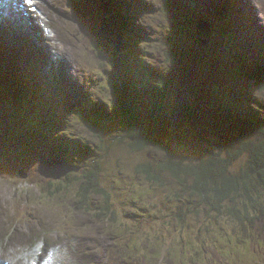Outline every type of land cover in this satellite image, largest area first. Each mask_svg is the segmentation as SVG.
Here are the masks:
<instances>
[{
    "label": "rangeland",
    "instance_id": "obj_1",
    "mask_svg": "<svg viewBox=\"0 0 264 264\" xmlns=\"http://www.w3.org/2000/svg\"><path fill=\"white\" fill-rule=\"evenodd\" d=\"M132 1L135 5L133 14L136 15L137 12L142 10L144 13L136 20L133 17L135 20L132 24L134 33L130 32L127 35L128 40L130 38H134L135 40L150 47L152 50L140 46L139 49L147 53V62L151 68L157 73V75L160 73L163 74L164 71L166 74L170 75L174 72L175 68L177 70L178 65L182 64L176 62L172 64V66H174L172 68L170 64H167V62L163 61L162 53L165 49L162 48V51L160 50L161 43L171 42L173 43L174 47H177V45H180L181 47L186 46H184V43H182L181 36L178 37L175 34V30L178 28V25L175 26L176 24H174L173 19L175 17L172 16L170 8H174V2L176 1L158 0V2L161 1V4H156L154 9H150V6L144 4L141 0ZM229 1L231 0H181L179 2L181 4H189L191 11L196 12L200 17L199 20L202 19L200 22H202L204 20L202 17L209 16L210 11L215 8V6H225L224 4H229ZM250 1H252L254 5V11L257 17L262 18V20H258L259 24L250 23L243 14H240L239 18L234 13L233 17L230 15L227 17V21L232 26H234L232 27L234 36L236 34L238 39H240L242 42H246L243 40L244 37H254L253 32L245 25V23L248 24L251 29L256 30L258 34L264 36V0ZM49 2L52 4L51 8L47 6L45 8L46 10H44L48 15V19L54 25V28L57 31L56 35L62 46L61 49L57 50L56 55H48V57L52 58L53 62L55 63L54 80L58 81L63 87L61 93L63 97L60 99L63 101V104L66 102L70 103L82 100L89 103L90 105H98V101L100 99V89L102 87L107 89L108 91L106 90L104 98L109 101L110 105L116 108V111L114 109L112 110L111 107L107 111L108 117L102 118H100L102 113H97L98 116L96 119L105 120V122L102 123V125L98 128V132L105 134L108 138L116 136L120 130L118 127L119 123H122L125 126L124 122L122 121L124 120L123 116H117V112L120 110L119 104L128 105L129 103L126 101V104L125 101L122 100V88L116 80L117 69L113 68V66H110L109 68L105 64L108 63L106 61L110 62V60L114 62V57H111L107 53L101 51L104 47L101 38H99L97 35L96 37L93 36L96 39V42L94 43L91 40L89 41L86 39L85 34L83 33L85 28L89 36L95 34L92 29H94L95 26L99 24V21L98 19L87 18L86 14H82L80 12V7H84L86 5L83 0H49ZM168 2L169 6H166ZM234 2H237L238 6L242 8H248L251 10V7H248L245 4V7H243L241 4V2L244 3L243 0H235ZM163 7H167L168 11H163ZM180 11H183L181 7ZM71 12H74L73 18ZM189 14L191 15V12ZM205 24L209 28L208 32L204 34L206 31L200 30L199 33H195L194 41H190V45L196 48H209L210 57H203L202 55L197 58H192L190 54L189 56L185 57L188 62L196 59L202 64L204 62L203 65L206 66V70L209 71V73H207L205 70H203L202 73L199 72V77H193V82L195 85L194 87L191 86L192 81L189 79V73L186 75L187 79L185 80L188 81L190 87H192V89L198 90L199 92L194 90V93L190 94L188 98L186 97L188 96V91L185 89V84L187 83L184 82L183 79L180 80L179 78H176L169 81H173V84L170 87V91L174 94L173 96L178 97L180 100H183V98L186 97L187 101L191 102V109H193V111L196 109L197 112V114L191 118L192 122H188L189 127L185 128L181 133V135L184 134L189 138L185 140L179 138V142L177 141L178 143L173 150V154L176 158L181 157L184 160L189 161L202 160L208 156L213 149H229L232 147L231 143L219 138L216 132L213 117L206 116L202 111V107L213 109L219 102L222 103L224 107V105H227L225 103L227 101L229 102V107H231V104H238L239 101L237 98L239 99L240 95H242L244 99V95L247 90L249 91V95H255V97L259 96V101L264 105V93L254 88L252 85L247 86V84L243 82L244 77H237V74L242 70L248 73H254L258 76L261 74V70H263L264 67L260 64L252 65L251 63H248L250 66L247 68H236L235 70H230V64L227 65V61H229L231 57L228 56L229 50L225 47L229 44L233 45L234 41H231L232 36H230L228 26L224 25L225 29L227 30V35L222 41L213 34L214 30L217 29L215 24H207L203 21V27ZM110 27L111 26L108 25V34ZM188 27L189 29L194 28L193 25ZM211 27L212 31H210ZM129 28L130 26L127 27V29ZM216 34L219 35V32ZM100 40L101 44L98 43ZM182 40H184V38H182ZM42 45V50L49 52L47 49V44H44L43 42ZM252 45L254 47V51L252 47H249L243 50L242 54L243 56H246L247 59H253L255 57L254 52L259 53L260 56L255 60L253 59V62L256 63V60H260L263 57L261 53L263 51V47L257 45L256 43H253ZM229 47L231 50V46ZM8 48L15 54L13 60L17 71L15 74L17 76H15L13 79L16 81L17 85L15 88L19 94H22L27 98L29 104L30 102L35 103L33 100H31L36 98L35 94H27V91H24L20 85V81L24 76H26H21L20 74L26 71L31 72L33 70V67L29 66L30 62L28 61V56L24 54V51H22L18 45L8 46ZM154 50H156L160 55ZM169 51L175 54L178 53L176 50H174V48L173 50L169 49ZM234 53L242 57L240 55L241 51ZM128 54L132 58H136L138 61L137 55L131 48L129 49ZM102 55L104 60H101ZM160 56L162 59H160ZM179 57L182 56L179 54ZM99 63L102 66L101 68L103 71L105 69V72L108 71L107 75L104 74L105 77L103 76L101 69L98 67ZM63 65L65 70H63ZM135 66L131 68V71L128 72V75L124 72V75H127V78L130 79V90L131 86H133L134 89H136V86L138 87L140 73L139 67L136 63ZM198 69L201 70V68ZM229 71L233 73L232 75L235 77L229 79ZM97 72L98 78L96 79L95 83L101 86L86 88L76 86L78 81L82 83L91 82V77H94ZM67 77L68 85L63 82V80H65ZM131 80L135 84L131 83ZM178 80L180 81L178 82ZM236 80H238L240 83L235 84L234 81ZM111 82L115 83L116 87L111 85ZM66 86H69L70 89ZM208 88H211V90H208ZM31 89L32 87L29 90L30 92L32 91ZM206 93L207 95H205ZM202 97L205 99H202ZM131 98L132 101L130 102L129 108H137L144 114L146 109L140 107L142 106L140 98L133 95ZM43 101L45 102V105H39L42 107V112L44 115H38L36 118L38 121L45 120L46 116L50 115L51 111L54 110L55 113H58L61 109L50 106L49 101L46 100V97H44ZM243 101H240L239 104L243 103ZM104 106L107 107V104H104ZM229 107L226 106V108ZM24 108V111L15 109L13 112H25V115L31 116L32 114L33 116L34 111H29L30 108L28 104L24 105ZM240 110L245 112L247 108L244 104H241L239 107V111ZM101 111L102 109H100V112ZM8 114L7 116L9 118V123H13L10 115ZM162 114L164 116L163 120H168L169 117L171 120H174V118L169 113ZM235 116H238V114L235 113ZM83 117L85 120H95L94 114L90 113L84 114L82 117L76 115L74 120H82ZM74 120L63 122L69 129L66 131L68 133H73L74 131L78 130L80 133L77 134V136L83 140L87 139L88 137L89 141L94 144L93 148L89 145L73 144L76 147L82 149L85 148L84 151L90 150L92 154L91 157H86L83 152L80 153L75 149H73L72 152H69V150H71L70 147L64 144L71 146L72 144H70V141L67 139H65L66 141H64V144L61 143L59 146H52L49 144V142L42 143V146H39L40 148L29 149L26 155L22 157L18 155L19 150L4 146L6 143H12L11 141L13 140L9 141L0 139V233H2L8 239H12L9 241H0V249H4L6 251L14 249L18 253L23 254V249L11 244L25 243L35 247L39 243H43L45 245L47 254L50 249L60 246L59 241H65L66 246H64V249H68L72 251V253H75V261L77 264H93L96 256L98 258L99 264H128L130 254H138V260L136 258L135 261L136 264H192L191 259L186 260V255L182 260L180 255L179 259H175L173 257L175 252H171L169 254L164 251L161 254H156L151 251V248L157 246V243L163 249H165L166 246L174 245V234L171 233V231L174 230L172 215L175 214L179 204L178 199L175 197V189L173 187H167V184L165 183L166 181L163 182L159 178V182L154 184L147 181L145 176L141 174L144 172L143 168H145L143 167V164L148 165L153 163L154 169L158 168L156 161L159 160L157 164L161 162V159L164 156L163 152H160L158 155H154V152L139 153L131 150L130 145L120 142L119 138H116L115 144L111 145L107 141L108 145L99 149V155L96 153L97 144L94 141L96 134H90L85 126H82L81 123H78ZM42 121L39 122L42 123ZM167 122L169 123V121ZM6 130L9 131L7 128ZM168 130L171 131L172 127H164L163 132H158V136L161 138H166V132H168V136L170 135ZM62 134L63 132L59 131V133L55 135L60 136ZM212 134H214L216 137ZM199 135L204 136L199 137ZM51 136L53 137L54 135ZM178 136L179 133H177V137ZM54 141L55 139H52L51 143L55 144ZM210 142H212V144ZM61 150L68 151V155H66V157L59 156L58 152ZM99 156L103 158V172L101 179L104 180V188L105 190H108L110 195L113 194V199L118 200L115 201V204L118 207V209L115 211L118 213L127 212L137 216V220H134L133 218H127L126 220L122 221L123 224L128 227L121 226L115 229L111 226L110 228L107 226H101V224H97L96 221L92 220L90 213H79L75 209L74 194L72 198L67 201V196L63 194L56 195L54 193L50 194L48 192L43 193V186L37 184L42 182L45 185L51 186L49 181H55L58 182V185H63L65 180H62V178L66 177L67 175H70V177L75 176L79 172V167L84 169L88 168L91 164V159L97 158ZM43 158L49 160L56 158L58 161H64L69 165L68 168L70 171L64 173V169H60L57 172H49L58 178L44 176L40 174L38 170ZM245 159L246 155H242L236 162L235 167L242 166ZM139 166H141L142 169ZM28 173H30V175ZM176 182L180 183L182 181ZM181 184L184 185V183ZM260 198H264V191H262ZM255 199H258L257 196ZM185 207L186 205H183L182 208H179V211H185ZM262 210L264 211V208H262ZM141 215L145 216V218H148L149 220H154L153 223L149 225H142V230H144V233L148 234L152 238V241H150L147 246L143 242L139 241L137 243L138 247L135 248L134 246H130L126 243L130 241V232L135 229L134 226L141 221ZM161 217L165 219L166 222L160 221L158 219ZM72 220H74L75 223H69ZM41 222L44 223L42 224ZM249 223L251 224V227L254 228V225L251 223V221H249ZM49 226H54L55 228L49 231ZM259 228L261 230L255 228L256 231H254V234L260 239H264V229H262L260 225ZM240 229H242V227H240ZM66 231H68V233ZM114 235H116V238ZM44 237L48 239L46 240ZM111 238L114 239L112 240ZM246 247H244V251ZM262 248L263 246H260V251ZM86 249L96 250L94 251V254L90 256ZM113 251L119 254L115 255ZM219 251L220 255H216L218 259L228 256L231 259L236 258L238 260V264L240 260L242 263L250 262V260L244 261L241 259L242 255H239L237 250L232 251L230 254H226L221 247V250ZM0 257H4V254L1 252ZM162 258H165L164 260L166 261L162 260ZM166 258L169 259L167 260ZM261 259L264 264V257ZM224 264L228 263L225 262Z\"/></svg>",
    "mask_w": 264,
    "mask_h": 264
},
{
    "label": "trees",
    "instance_id": "obj_2",
    "mask_svg": "<svg viewBox=\"0 0 264 264\" xmlns=\"http://www.w3.org/2000/svg\"><path fill=\"white\" fill-rule=\"evenodd\" d=\"M180 7H183V11H180ZM220 7L219 17L215 19L216 21L211 18V16L202 18L204 21L208 20L209 24H215L217 29L214 30L213 34L223 41V38L227 35V30L224 25H226L225 23H228V21L227 18L225 19L222 15L226 13V8L220 5L218 7L215 6V8ZM189 8V5L181 4L178 5V10L174 7V10L171 12L172 16L175 17L174 19L172 18L174 24H176L175 26L178 25V28L174 26L177 28L175 34L178 37L181 36V41L184 43V46H186L181 47L177 45V47H174L171 42H162L160 45L161 51L162 48L165 49L162 53L163 61L171 66L176 62L182 65H178L177 70L175 68L174 72L170 75L166 74L165 71L163 74L160 73L157 75L151 67H146L145 70L139 68L140 77L138 80V87L141 88L136 86V89H134V87L131 86L133 93L129 89L130 79L127 78V75L128 72L131 71L132 60H136V58L134 59L128 54L130 46L127 44L128 37L126 32L124 37H122V50L118 52L115 47L109 45L105 41L101 33L99 16L92 17L91 12V18L99 20V24L92 30L102 39L104 51H101L114 57V62L110 60V62L106 61L108 63L105 64L109 68L113 66V68L117 69L118 73L116 71V80L122 88V100H124L126 104V101L129 103L128 105L119 104L120 110L117 112V116H123L124 120L122 121L125 126L119 123L118 127L120 130L116 136L108 138L105 134L98 132V128L105 120L96 119L98 116L97 113H102L100 115V118H102L108 117L107 111L111 107L112 110L114 109L116 111V108L110 105L109 101L104 98L107 89L102 87L99 91L100 99L98 105L94 104L95 108L92 110L95 120H85L84 117L82 120H74L76 115L83 116L79 109L80 107H77L71 112L68 120H47L48 116L43 120L44 122L40 123L39 121L42 120H34L32 114L31 116L25 115L26 120H21V115L24 113L13 112L15 109L24 111V105L28 104V100L24 95L17 92L15 88L17 85L11 82L9 77L10 74L4 73V75L8 77H5L6 81H4L2 76L0 77V139L13 140L18 147V155L22 157L26 155L29 149L40 148L39 146H42V143L49 142L52 146H59L61 143L64 144V141H66L65 139L72 144V146L64 144L70 147L71 150H69V152L75 149L80 153L83 152L86 157H91L92 154L90 150L84 151L85 148L82 149L74 145H89L93 148L94 144L89 141L88 137L83 140L77 136V134L80 133L78 130L73 133H68L66 131L69 130L68 127L64 130L62 123L74 120L81 123L82 126H85L90 134H96L94 141L97 144L96 153L98 154L99 149L108 145L107 141L111 145L115 144L116 138H119L120 142L130 145L131 150L139 153L154 152V155H158L160 152H163L164 156L161 162L157 164L159 160L156 161L158 168L154 169L153 163L148 165L143 164L145 168H143L144 172L141 174L145 176L147 181L154 184L159 182V178L163 182L166 181L167 187H173L175 189V197L178 199L179 204L175 214L172 215L174 230H172L171 233L174 234V245L166 246L165 249H163L157 243V246L151 248V251L156 254H161L164 251L169 254L175 252L173 257L179 259L180 255L182 260L186 255V260L191 259L192 264H207L212 261L217 262L216 255H220L219 250H221V247L226 254H230L232 251L237 250V253L242 255L241 259L244 261L250 260V258L244 255L250 254V252L254 253V255H258L257 259H260V257L263 258L262 255L264 254V239H260L254 234L256 229L261 230L259 225L264 229V211L262 210V208H264V198H260L262 191H264V105L259 101V96L244 95L245 100L242 104L247 108L245 112H242V110H240L241 112L239 111L241 104L234 103L229 107L228 101L225 103L229 108H226L225 105L223 107L220 102L213 109L202 107L203 113H205L206 116L213 117L214 123L216 122L215 128L219 138L231 143L232 147L229 149H213L208 156L199 161L184 160L181 157L176 158L173 154V150L179 142V138L182 140L189 138L184 134L181 135V133L185 128L189 127L188 122H192L191 118L197 114L196 109L195 111L191 109V102H188L186 98H189V95L194 93V90L199 92L196 89H192V87L195 86L193 77H199V72L202 73L203 70L209 73V71L206 70L207 67L203 65L204 62L202 64L197 59L188 62L185 59L189 54L192 58H197L202 55L203 57H210L209 48H196L190 45V41H194L195 33L200 32L198 26L200 17ZM190 12L193 16L189 14ZM116 13L118 14V18L120 17L119 23L123 25L124 28H126V26H131V22L122 20L124 18L121 16L119 10H117ZM192 25L194 28L189 29L188 26L191 27ZM210 31H212V27ZM130 32L132 31L129 28V33ZM217 32H219V35L216 34ZM83 33L86 39H89L90 36L96 37V34L89 36L85 28ZM182 38H184V40H182ZM93 40L95 41L94 38ZM232 40L234 44H229V46H231V50L234 52L241 51L242 54L245 47H248L246 42H239L236 34L234 36L232 33ZM98 43L101 44V40ZM173 48L178 52L177 54L169 51V49L173 50ZM228 49L230 50V47H228ZM179 54L182 57H179ZM12 63L14 64L13 61ZM173 67L174 66H172V68ZM3 68L1 63L0 70H3ZM198 68H201V70ZM105 70L102 73L104 77V74H108V71L105 72ZM124 72L127 74L126 76ZM187 74L192 81V87H190L188 81H184L187 83L185 84V89L188 91V96L180 100L178 97H174L173 92L170 91L173 81H169L176 78L181 80L185 78ZM252 75L253 76L245 77L244 80L251 78L254 81H246L244 83H246L247 86L252 85L254 88L264 93V69L261 70L260 75ZM13 77H15V75ZM228 77L229 79L233 77L230 71ZM97 78L98 77L91 78L92 82H96ZM180 80H178V82ZM131 83L134 82L131 80ZM234 83L239 84L240 82L236 80ZM111 85L115 86V83L111 82ZM208 90H211V88H208ZM132 95L140 98L142 104L140 107L146 109L144 114L137 108H129ZM205 95H207V93ZM38 96L39 94L37 97ZM240 96L243 97L242 95ZM202 99L205 98L202 97ZM35 101L37 105L33 109L42 110V107L38 105L41 103L44 104L42 99L39 101L35 99ZM104 104H107V107L104 106ZM84 105L85 101L78 103V106L84 107ZM100 109H102L101 112ZM162 113H169L174 120H171L170 117L168 120H163L164 116ZM235 113L238 114V116H235ZM7 114L10 115L13 123H9ZM167 121H169V123ZM168 126L172 127L171 131L168 130L170 135L168 136V132H166V138L159 137L158 132H163L164 127ZM6 128L9 129V131L6 130ZM59 131H62L63 134L61 136L55 135L58 134ZM177 133H179L178 137ZM51 135L54 136L52 137ZM202 136L204 135H199V137ZM52 139H55V144L51 143ZM210 143L212 144V142ZM58 155L66 157L68 151L61 150L58 152ZM242 155H246L244 163L240 167H235L236 162ZM102 160L103 158L101 156L91 159V164L88 168L84 169L79 167V172L75 176L70 177V175H67L62 178V180H65L63 185H58V182L55 181H49L51 186L45 185L42 182L37 184L43 186V193L63 194L67 196V201H69L74 194L75 209L79 213H90L91 215H89L92 220L96 221L97 224H101V226H107L108 228L111 226L115 229L121 226L128 227L124 225L122 221L127 218L137 220V216L127 212L118 213L115 211L118 209L115 201L118 200L113 199V194L110 195L108 190H105L103 185L104 180L101 179L103 172ZM139 167L141 168V166ZM30 173L28 174L30 175ZM176 181L182 182L178 183ZM181 183H184V185ZM256 196L258 199H255ZM183 205H186L185 211L181 212L179 208H182ZM158 219L166 222L162 217ZM140 220L141 221L134 226L135 229L130 232V241L126 243L135 248L138 247L137 243L139 241L143 242L146 246L152 241V238L142 230V225H149L153 223L154 220H149L143 215L140 216ZM249 221L254 225V228L251 227ZM240 227H242V229H240ZM114 237L116 238V235H114ZM111 239L113 240L114 238ZM260 246H263L261 251ZM244 247H246L245 251ZM136 257H138V254H130L131 261ZM219 264L224 263L221 262Z\"/></svg>",
    "mask_w": 264,
    "mask_h": 264
},
{
    "label": "bare ground",
    "instance_id": "obj_3",
    "mask_svg": "<svg viewBox=\"0 0 264 264\" xmlns=\"http://www.w3.org/2000/svg\"><path fill=\"white\" fill-rule=\"evenodd\" d=\"M88 3H90L94 9L97 12V15L99 16L100 22L103 24L100 27L101 30L103 31L104 27L106 28V32L108 31V25H110L109 29V35H110V40H107L105 38L104 33L102 34L105 41L116 48L118 52H121L122 50V37H124L125 32L126 35L129 34V29L123 27L119 23L118 14L116 13L117 10L120 11L121 16L124 18L122 20L126 22H131L130 29L134 33V29L132 28L133 22L144 13V11L137 12L136 15L133 14V10L135 8V5L132 0H87ZM144 4H147L150 6V9H154L156 4L160 5L161 1L158 2V0H141ZM174 2V7L178 10V5H181L179 1L181 0H175ZM185 1V0H184ZM215 1V0H214ZM188 2V1H186ZM244 3L241 2V4L244 6V4L248 7H251V11H254V5L252 1L250 0H243ZM228 4V3H226ZM225 4V5H226ZM169 5V2L168 4ZM166 5V6H167ZM183 5V4H182ZM189 5V4H187ZM0 13L2 16L1 18H4L3 20L0 21V64L3 63V70H0V77L2 76L5 80L4 73L10 74V80L12 83L16 84V81H14V75L16 74V65L12 63L14 60L15 54L8 48V46L12 45H18L22 51H24V54L28 56V61L30 62L29 66L33 67V70L31 72H23L20 75H26L22 78L20 81V85L24 91H27V94L33 93L35 94L36 98L38 101L42 99L43 101V96L45 97L44 93L48 92L51 95L57 96L58 98H62V85L54 80L55 73H54V67L55 63L53 62L52 58H49L47 55H45L41 51V47L43 46V41L47 43V49L49 50V55L53 56L57 54V50L61 49V42L59 41L56 33V29L54 28L53 34L52 32L49 31L47 33L43 29L40 28V23L42 24V27L44 29H52L50 20L48 19V15L46 11L43 9H37L38 15L37 19H34L35 24L33 29H36L35 31L33 30H28L24 27V25L30 22L31 18L27 17L28 12H30L31 6H25L20 0H0ZM167 7H163V11H168L166 9ZM183 8V7H181ZM191 9V8H189ZM171 12L174 10V8H170ZM7 13V14H6ZM252 14V13H251ZM27 15V16H26ZM72 18L74 15V12H71ZM106 15V16H104ZM192 15V14H191ZM104 16V17H103ZM254 16V15H253ZM23 19H22V18ZM103 17V18H102ZM134 17V19H133ZM132 19V20H131ZM109 20V21H108ZM202 20V19H200ZM199 20V28H203V21L200 22ZM99 21V20H98ZM207 21H204V23ZM105 25V26H104ZM232 32V29H231ZM235 32V31H234ZM119 33V34H118ZM176 33V32H175ZM233 33V32H232ZM236 33V32H235ZM39 34V35H38ZM174 34V33H172ZM142 37V36H141ZM238 38V37H237ZM48 39L50 40V43L48 42ZM90 41V39H88ZM239 42H242L240 39H238ZM244 41L247 42V46L245 49L252 47L253 48V43H256L255 37L253 36H247L243 38ZM124 47V45H123ZM41 60H48L50 61L49 66H45L43 63H39ZM132 67L135 66V63L137 64L136 60H132ZM134 65V66H133ZM137 66L142 69V66L140 65L139 61ZM12 67V68H11ZM136 67V66H135ZM139 69V73H140ZM19 75V74H18ZM115 75V74H114ZM131 75V74H130ZM17 76V75H15ZM46 76H50L53 83L50 84L49 86L46 87ZM140 77V75H139ZM58 79V78H57ZM32 84V85H31ZM32 87V91L30 92V88ZM56 92H55V91ZM39 96L37 97V95ZM59 95V96H58ZM33 100L35 103L29 104L30 110L33 109L37 103ZM103 99V98H102ZM44 102V101H43ZM41 106L45 105L41 103ZM39 105V104H38ZM32 106V107H31ZM43 111V109H42ZM25 113V112H22ZM47 115L46 117H48ZM38 120V119H37ZM44 122V121H42ZM61 136V135H60ZM55 146V145H53ZM65 163V162H64ZM66 224V223H65ZM68 233V231H66ZM64 246H66L65 241L62 242ZM64 246L57 247L51 250L49 254V258L46 260L45 264H75L76 263V255L75 253H72V251L68 249H64ZM44 252V245H37L33 249H28L26 248V252L24 255H18L16 251L11 250L8 251L6 254L7 262L6 264H21V258L25 260V263L22 264H32L33 262L41 263V257ZM248 258H250V262L247 263H242L241 260L239 261V264H256L260 263L263 264V261L260 257V259H257L258 255H254V253L250 252V254H244ZM264 257V254L262 255ZM138 260V257H136ZM136 258L131 261L130 264H136ZM165 258H162L164 260ZM167 260L169 258H166ZM166 261V260H164ZM28 262V263H27ZM30 262V263H29ZM228 263V264H238V260L236 258L231 259L228 256L222 257L221 259L217 258V262H210L209 264H219V263ZM77 264V263H76ZM194 264V263H193ZM202 264V263H201Z\"/></svg>",
    "mask_w": 264,
    "mask_h": 264
},
{
    "label": "water",
    "instance_id": "obj_4",
    "mask_svg": "<svg viewBox=\"0 0 264 264\" xmlns=\"http://www.w3.org/2000/svg\"><path fill=\"white\" fill-rule=\"evenodd\" d=\"M86 14V17L87 18H91V16L89 15V13H85ZM208 24V23H207ZM201 30L203 31V30H205L206 32H204V34L205 33H207L208 32V30H209V28H208V26L205 24L204 25V27L203 28H201ZM95 33V32H94ZM101 33L103 34L104 33V35H105V38L107 39V40H110V35L106 32V28L104 27V29H103V31L101 30ZM97 36H98V34L97 33H95ZM119 34V33H118ZM239 77L241 78V77H247V76H242V74H239ZM183 79V81H185V79H187V77H185V78H182ZM252 82V81H254V80H252L251 78H248V79H243V82ZM214 125L216 126V124L214 123ZM1 135V134H0ZM3 140V139H2ZM9 141H11L10 139H9ZM13 144H11V143H8V144H4V146H8V148H14V149H17L18 147L16 146V144L13 142V141H11ZM15 144V145H14ZM48 164H50V165H48ZM69 165L68 164H66V163H64V161H58V159H56V158H53V159H51V160H49V159H46V158H43V160L41 161V165L39 166V173L40 174H42V175H44V176H47V177H53V178H58L57 176H55L54 174H50L49 172H57V171H59L60 169H64V173H67V172H69L70 170H69Z\"/></svg>",
    "mask_w": 264,
    "mask_h": 264
}]
</instances>
